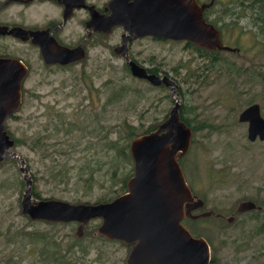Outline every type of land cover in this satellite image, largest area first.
I'll list each match as a JSON object with an SVG mask.
<instances>
[{
	"label": "rangeland",
	"instance_id": "obj_1",
	"mask_svg": "<svg viewBox=\"0 0 264 264\" xmlns=\"http://www.w3.org/2000/svg\"><path fill=\"white\" fill-rule=\"evenodd\" d=\"M107 1L93 0L99 6ZM218 1L213 14H218V7L227 2ZM43 4L50 3L35 0L28 5L10 4L1 10L0 20L8 25H39L54 16L56 10L52 4V8ZM123 32L115 28L108 35L94 34L89 57L68 68H47L35 47L0 37V57H16L30 65L23 81L22 104L4 125L22 141L15 148L25 159L32 179L33 175L37 177L36 191L42 198L78 204L121 195L123 174L112 173V169L117 163L123 170L125 161L113 159L116 149H111L102 136L112 132L110 136L121 143L124 140L119 135L123 137V132L118 129L123 121L143 130L159 124L169 114L173 105L169 88L135 78L128 66L126 69L123 58L115 54ZM227 40L243 52L232 57L237 66H242L241 77L223 73L221 68L206 73L199 67L203 59L185 41L143 37L131 42L129 54L135 62L148 68L158 67L160 75L168 74L174 79L177 90L184 94L181 97L176 90L179 103L197 109L200 119L209 125L192 133L189 150L179 157L186 183L203 200L202 208L195 213L209 211L213 215L197 222L186 220L185 224L226 253L244 257L249 264H264V141H248L247 125L237 120L249 100L260 104L264 116V80L253 74L257 70L264 72V50L251 52L255 37L245 33V28L240 35L232 33ZM191 57L192 68H198L200 79L209 76L201 84L187 80L186 68L177 77L172 70L178 62ZM245 66H251L248 73ZM146 88L150 90L145 91ZM112 93L117 96L110 101ZM68 121L76 127L68 130ZM88 124L91 126L83 129ZM38 134L41 140L35 142ZM87 142L91 146L87 147ZM129 170L133 172L132 159ZM20 179L22 174L16 162L0 163V264H4L1 258L6 254L13 255L10 264H53L38 258V251L53 236L61 244L63 254L75 240L77 224L27 219L21 212L25 187H21ZM107 192L111 194L105 196ZM243 200H253L262 208L259 212L252 209L235 213ZM215 213L222 214V218H214ZM229 216H233L232 222L227 221ZM100 223V219H94L86 224L91 237L85 236L84 228L79 237L83 238L81 247H73L66 256L70 264H126L129 246L106 240L97 232ZM219 232L230 234L214 242L211 236Z\"/></svg>",
	"mask_w": 264,
	"mask_h": 264
},
{
	"label": "water",
	"instance_id": "obj_2",
	"mask_svg": "<svg viewBox=\"0 0 264 264\" xmlns=\"http://www.w3.org/2000/svg\"><path fill=\"white\" fill-rule=\"evenodd\" d=\"M17 1L21 0H6L3 5ZM81 1L77 0L73 5L80 6ZM211 3L110 0L106 8L109 14H100L93 6L88 7L87 27L104 34L111 33L114 27H122L124 33L120 45L114 48L115 54L121 55L132 76L153 86L169 88L173 100L169 114L154 130L130 141L133 173L126 182V192L111 201L75 204L50 198L33 200V180L28 166L4 125L21 106V86L27 67L17 58L0 57V162L14 160L22 174L25 183L20 201L23 215L34 221L77 222L75 233L78 237L82 236L86 224L100 219L97 228L100 235L131 245L127 264H207L209 247L206 240L193 237L181 223L185 215L191 216V210L202 207L203 200L194 197L177 160L180 154L188 151L193 133L179 117L178 85L168 74L153 73L148 67L129 59L128 42L149 36L190 41L206 49L233 52L234 48L224 44L219 28L203 16L204 9ZM0 35H11L22 41L31 38L33 44L39 45L45 64H65L85 56L81 47H59L56 53L59 56L51 55L42 41L43 30L0 24ZM237 120L247 125L248 141H264V116L259 103L245 106ZM255 207L254 201L247 200L241 202L238 209Z\"/></svg>",
	"mask_w": 264,
	"mask_h": 264
},
{
	"label": "trees",
	"instance_id": "obj_3",
	"mask_svg": "<svg viewBox=\"0 0 264 264\" xmlns=\"http://www.w3.org/2000/svg\"><path fill=\"white\" fill-rule=\"evenodd\" d=\"M217 5H219L218 0H216V3L214 4L215 7L213 6L212 8L215 9ZM213 9L209 13V15L212 16L211 22L217 28H219V30L221 31L222 40H223L224 44L229 45L228 43H226V41H229L227 39H231L232 33H236L237 35H240L245 28V33L255 37V44L256 45L251 46V49H250L251 52L259 53L260 50H264V0H227L226 3L222 2V8L218 7V11H219L218 14H213L212 13ZM240 22H244V24L240 25ZM159 40H163V39H159ZM186 45L189 47H192L197 52L198 56H200V58L203 59V64H202V66H199V67H203L204 70L206 71V73L213 72V71L219 70L221 68L223 73H226L230 76H232V74H235V75L241 77L239 70L242 66H237L235 60L232 58L233 56L234 57L238 56L239 52L243 53L240 51L239 47L229 45L230 47L235 49V51L231 52V51H226V50L206 49V48L200 47V46H198V45H196L190 41L186 42ZM193 62H194V57H191L189 60H187L185 62H178L172 68V70L177 77L180 75V72L186 68L187 80L192 81L193 83L201 84L204 82V79L205 78L208 79L209 76L205 75V77L201 80L200 79L201 74L198 73V68H192ZM126 69H128L127 65H126ZM158 69H159L158 67H155L153 69H149V71H151L153 73H157ZM250 69H251V66H245L244 67L245 73H248V71ZM253 74H255L256 76H259L262 80H264V72H262L261 70H257V72H253ZM228 78L231 79V77H229V76H228ZM155 87H164V86H155ZM149 90H150L149 88L145 89V91H149ZM137 91L141 92V89L138 88ZM177 92H178V95L180 94L181 97L184 96V94L181 92L180 89H178ZM116 96H117L116 93H112L110 96V101L114 100L116 98ZM251 103H254V102L252 100H249L248 105ZM178 111H179L180 119L187 126H189L193 132H195L198 129L209 126L206 124V122H204L200 119V114L197 111V109L196 110H193L192 108L188 109L184 105L180 104ZM89 125L90 124L85 125V127L83 129H85ZM157 125L151 124L148 127H146L145 129L139 130L138 128H136L135 126L130 124L129 122L123 121L119 125V129H118V131L123 132V137L119 135V137L125 141V142L122 141L123 143L122 142L120 143L119 140H114L110 136V133H112V132H108L107 134H104L102 136L104 138V140H105V138L107 139L108 144H109L111 149H113V148L116 149V152L112 155L113 159L115 161L118 159H123L125 161V167L123 170L120 168L119 164H117V163L114 165V167L112 169V173H113V171H116L117 175L123 174L121 182H120V188H119L120 191L122 190V193H124L126 191V182H127V179L131 176V172H132V170H129V160L132 159L131 154L128 151L130 141L137 136H140L142 134H145V133H148V132L154 130L157 127ZM56 127H58V125H56ZM66 127L68 130H72L76 126L72 122L68 121ZM93 129L95 130V128H93ZM97 130H98V127H97ZM97 130H96V132H97ZM89 132H93V130H89ZM8 133L10 134V132H8ZM10 136H11V138L14 139V142H15L14 147H19L20 144L22 143V141L15 138L12 134H10ZM43 139H44V136H43ZM40 140H41V135L38 134L35 137V142H38ZM35 142L33 143L34 145H36ZM90 143L91 142L86 143L87 147L91 146ZM87 157L92 158L89 156H87ZM6 160H10L11 163L15 162L12 159H6ZM180 160L181 159L179 157L178 158L179 163H180ZM180 165L182 166L181 163H180ZM32 180H33V187H32L33 197L36 199H42V197L40 196V192L36 191L37 184L35 183V181L37 180V177L35 175H33ZM20 184H21L22 188L25 187V183H24L23 178L20 179ZM116 191L117 190H114L113 192L115 193ZM111 193H112V190H111ZM111 193L107 192L104 195L105 196L110 195ZM116 196H118V194L111 196V197L108 196L107 198H104L101 200H97L94 203L111 201ZM86 203H88V202H86ZM24 216L27 219H29V217L27 215H24ZM196 220L197 219H195V221ZM51 223H55V222H51ZM29 224L33 225L34 222L29 221ZM7 232L9 233V230H7ZM0 233H1V230H0ZM31 233L35 235V232H31ZM85 236L91 237V231L87 230L86 227H85ZM34 237H36V236H34ZM42 239L45 240L46 237L44 236V237H42ZM82 239L83 238H79L76 235L75 240L72 241V243L66 249H64V253L62 254L61 253V244L56 239H54L53 236H51V239L49 241H47L46 244L43 245L42 248L38 251V258H40L44 261H46V259H48L49 263H53V264H70V261H68L66 259V256L72 250H74V248L76 246H80L79 243ZM106 240L119 241V240H110L107 238H106ZM127 245L130 248V245L129 244H127ZM12 258H13V255L6 254L4 257L1 258V260H3L4 264H10L13 262Z\"/></svg>",
	"mask_w": 264,
	"mask_h": 264
},
{
	"label": "flooded vegetation",
	"instance_id": "obj_4",
	"mask_svg": "<svg viewBox=\"0 0 264 264\" xmlns=\"http://www.w3.org/2000/svg\"><path fill=\"white\" fill-rule=\"evenodd\" d=\"M5 1L6 0H0V12H1V10H3L6 6H8L10 4H26V5H28L35 0H29V1L21 0V1L11 2L9 4L3 5V3ZM38 1L49 2L50 4L54 5L56 7V10H54V16L46 18L39 25H32V26H29L28 24L27 25L26 24H24V25L9 24L8 25V24L1 22V20H0V24L8 25L9 27L18 25V26L24 27L26 29L43 30L44 36L42 37V41L45 43L46 50L49 53H51V55L58 57L59 55H57L56 53H57L59 47H63V48L64 47H67V48L81 47L83 50V54L85 55L83 59L76 60L74 62L65 63V64H61V63L45 64L43 59H42V56L40 54L39 45L33 44L31 42V38L27 39L26 41H22L21 39L15 38L11 35H0V37L11 38L12 40H14L16 42L29 44V45L35 47L36 50L38 51V55L42 61V64L44 66H46L47 68H52V67L68 68V67H73V66H77V65L81 64L84 60H86L89 57L90 50H91V48H93V35L94 34H101V35L104 34V33H100V32H93L90 27H87V22L90 19V11H89L88 7L93 6L96 9V11H98L100 14H104V13L109 14L110 11L106 10V8H107L110 0H108L103 6L96 5L93 2V0H82L80 6L73 5L77 2V0H38ZM197 1L200 4L210 3L212 1V3L209 6H207L203 11L204 18L208 22L212 23L211 18L208 16H209L210 11H212V9H213L212 7L216 3V0H197ZM50 4H43V5H45L46 7L52 8V5H50ZM65 13L68 14V15H66V17H65ZM115 28H121L122 29V27H120V26L114 27L113 29H115ZM105 35H108V34H105ZM147 37H149V36H147ZM151 38H154V37H151ZM137 39H139V38H137ZM154 39H157V38H154ZM120 40H121V37H120ZM133 40H136V39H132L131 41L128 42V53L130 52V44ZM54 43H56L59 46H56ZM119 45H120V43H119ZM119 56H121V55H119ZM129 56H130V54H129ZM14 58H16V57H14ZM130 58H131V56H130ZM21 61L27 67V74L24 77V79H25L29 74L30 65L27 61H23L22 59H21ZM153 68H155V67L148 68V69H153ZM159 71L160 70L158 69V72L156 74H159ZM24 79H23V81H24ZM23 81H22V86H23ZM22 86H21V91H22ZM129 149H130V145H129ZM124 193H122V194H124ZM193 195L195 198H198L195 196L194 193H193ZM243 201H247V200H243ZM243 201H240L238 203L236 210H235V213H243L246 211H250V210L240 211L238 209L239 204ZM251 201H253V200H251ZM255 204H256V207L253 209H256L257 212H259L258 210H260L262 207L260 205H257L256 202H255ZM201 208L202 207H198V208L191 210V216L185 215L184 218L181 220V223L183 226H185L188 229V231L191 233V235L193 237H195V238L203 237L206 240L208 247H209L207 264H249V262H247L246 258L244 259V257H239L235 254L226 253L224 249H222L221 247H216L215 245L211 244V242L209 240H207L204 237V235L198 234L197 232H195L193 229H191L190 227H188L185 224L186 220H191L194 222L195 219L198 220L199 218H212L210 215H213V213L209 212V211L195 213L196 211L200 210ZM214 215H215L214 218H219V219L222 218V214H220V213H215ZM197 220L195 222H197ZM227 221L232 222L233 216L227 217ZM74 223H76L78 226L77 222H74ZM76 230H77V227H76ZM226 234H230V233L219 232V233H217L211 237L213 238L214 242H216L220 236H224ZM229 247H231L230 244H229ZM130 249H131V245H130ZM130 249H129V251H130ZM248 259H250V258H248ZM126 264H127V262H126Z\"/></svg>",
	"mask_w": 264,
	"mask_h": 264
},
{
	"label": "bare ground",
	"instance_id": "obj_5",
	"mask_svg": "<svg viewBox=\"0 0 264 264\" xmlns=\"http://www.w3.org/2000/svg\"><path fill=\"white\" fill-rule=\"evenodd\" d=\"M179 158V157H178ZM178 158H177V160H178Z\"/></svg>",
	"mask_w": 264,
	"mask_h": 264
},
{
	"label": "clouds",
	"instance_id": "obj_6",
	"mask_svg": "<svg viewBox=\"0 0 264 264\" xmlns=\"http://www.w3.org/2000/svg\"><path fill=\"white\" fill-rule=\"evenodd\" d=\"M22 104V103H21ZM193 132V131H192Z\"/></svg>",
	"mask_w": 264,
	"mask_h": 264
}]
</instances>
